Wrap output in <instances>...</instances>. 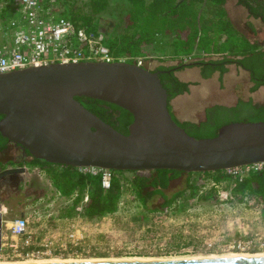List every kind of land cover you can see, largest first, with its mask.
Here are the masks:
<instances>
[{
    "label": "water",
    "instance_id": "water-1",
    "mask_svg": "<svg viewBox=\"0 0 264 264\" xmlns=\"http://www.w3.org/2000/svg\"><path fill=\"white\" fill-rule=\"evenodd\" d=\"M86 96L132 115L122 133L80 103ZM157 73L116 60L54 62L0 73V134L50 163L109 170H226L264 163V121L231 122L195 138L173 118ZM25 167L6 168V173ZM2 214L0 213V240ZM4 264H264V255Z\"/></svg>",
    "mask_w": 264,
    "mask_h": 264
},
{
    "label": "trees",
    "instance_id": "trees-1",
    "mask_svg": "<svg viewBox=\"0 0 264 264\" xmlns=\"http://www.w3.org/2000/svg\"><path fill=\"white\" fill-rule=\"evenodd\" d=\"M236 1L246 8L251 17L260 19L264 25V0ZM37 2L39 13L44 17L53 19L64 17L87 32L103 33L105 45L115 60L125 57L127 58L125 61L136 63L137 58L146 55L143 48L157 49L154 45L156 36L169 33L173 38L171 46H174V55L170 58L179 62L162 64L152 69L157 73L168 102L189 90L190 83L180 80L175 74L177 70L185 67L198 66L202 77L208 78L216 71L222 76L228 71L229 65L235 64L249 73L252 82L250 91L264 86V46L255 41L250 42L233 28L225 13L223 6L225 0H37ZM49 6L54 7L51 12L55 13L52 15L48 12ZM109 7L119 12L118 21L112 28L109 26L110 21H106L105 26L100 24L103 17L107 16L105 14ZM119 22L121 27L116 32L115 28ZM220 23H223L224 27L216 29L215 25ZM156 53L154 51L149 55L163 61ZM76 99L118 131L125 134L128 132L132 115L127 110L86 96H76ZM168 109L170 111L169 103ZM243 121H264V104L242 98L230 106L214 104L205 109L203 120L183 121L180 126L195 138H207L215 136L223 125ZM6 142L7 139L0 134V150L5 147ZM30 165L42 170L54 191L61 196L67 198L76 194L71 202L60 206L58 210L60 217L74 216L78 205L81 206V214L87 219L115 213L123 195L124 183L127 182L134 199L146 211L172 209L180 199L186 201L196 198L202 201L216 197L212 192H202L206 182L203 177L197 178L194 174H202L216 184L228 183V193L237 201L251 197L264 202V163L260 169H250L242 177L234 176L227 170L187 172L157 169L142 170L143 174L134 170H110L108 188L102 186L100 172L82 173L78 167L50 163L38 158H33ZM126 172L131 175L124 178ZM183 174L188 175L184 187L171 193L164 191L172 180ZM85 195L87 199L83 201ZM155 197L162 201L159 206L149 208L148 202Z\"/></svg>",
    "mask_w": 264,
    "mask_h": 264
},
{
    "label": "rangeland",
    "instance_id": "rangeland-1",
    "mask_svg": "<svg viewBox=\"0 0 264 264\" xmlns=\"http://www.w3.org/2000/svg\"><path fill=\"white\" fill-rule=\"evenodd\" d=\"M53 9L54 7L49 6L50 15L55 13L51 12ZM9 12L7 10L3 12L1 8L0 19L3 20V15L7 16ZM117 13L119 12L115 8L109 7L105 14L107 16L103 17L100 24L105 26V22L110 21L109 26L112 28L118 21ZM253 22L254 34L249 30L243 31L250 35L251 40L264 46V25L260 20ZM120 27L119 22L115 31L118 32ZM223 27V23L215 25L216 29ZM8 34L11 38L10 32ZM143 50L151 53L147 48ZM157 50L156 56L166 52H169L170 56L174 55L172 54L174 46H161L157 47ZM148 58L149 56L139 57L143 66L148 69L152 70L155 65L161 64ZM126 59L121 58L123 61ZM178 62L164 61L162 64ZM229 66L231 70L228 73L219 76L220 74L214 72L205 83L195 80L199 78L196 71L189 67L183 68L185 70L182 69L179 74L182 81L190 83L189 90L175 96L169 102L176 105L183 118L198 122L204 119L205 109L211 105L230 106L236 103L238 96L245 99L250 92L248 73L240 67H234V64ZM234 89L238 90L237 93L233 92ZM254 96L256 102L264 104V87L255 91ZM173 118L181 125V121L174 115ZM245 172L244 167L239 170L241 174ZM139 173L143 174V171ZM130 175L131 173L126 172L123 176L126 178ZM194 175L197 178L203 177L206 182L202 192H212L216 197L202 201L196 198L186 201L180 199L172 209L146 211L134 199L127 182L124 183L123 195L115 213L93 219H87L83 215L73 216L70 222H54L44 216L48 212L53 216L58 215L60 206H65L67 202L56 197L53 186L42 170L28 166L25 168L24 176H21L23 182L20 192L10 193L8 198L3 197L0 200V213L5 221L14 220L21 215H31L32 229L40 233L39 241L46 238L50 252L23 257L10 254L0 257V263H24L15 260L29 258L42 260L26 261L197 258L234 253L264 254V202L251 197L237 201L229 195L228 183L216 184L202 174ZM186 178L188 175H180L172 180L164 191L171 193L181 189ZM161 201L162 199L155 197L148 202V206L149 208L159 206ZM38 215L41 216L40 220ZM69 231L74 234L73 241L66 236V232ZM2 237L3 243L11 242L8 238V226L4 223ZM60 242H64L66 248L59 247ZM238 244L242 248L237 247Z\"/></svg>",
    "mask_w": 264,
    "mask_h": 264
},
{
    "label": "built area",
    "instance_id": "built-area-1",
    "mask_svg": "<svg viewBox=\"0 0 264 264\" xmlns=\"http://www.w3.org/2000/svg\"><path fill=\"white\" fill-rule=\"evenodd\" d=\"M14 2L17 8L14 10L13 16L6 21L4 20L5 22L0 19V31L10 32L12 38L10 44L0 49V73L54 62L116 61L105 45L103 33L87 32L84 28L76 27L73 22L64 17L57 19L44 17L39 13L37 0H14ZM136 64L142 66V59L137 58ZM243 167L246 168V174L250 169H260L262 163L232 167L226 170L234 176L242 177L244 174L239 173V170ZM78 170L90 174L100 172L102 174V186L104 188L109 187L111 178L109 169L83 166L78 167ZM75 196L74 193L65 198L56 192V197L63 198L67 203L71 202ZM86 199L87 195L84 196L83 201ZM75 209L76 215L74 216L82 215L80 205ZM30 217L29 214L21 215L10 221H5L2 218V225L4 223L8 226V238L11 242L3 243L1 234L0 257L10 254L23 257L50 252L46 238H41L39 241L38 235L40 233H36L32 229ZM44 218H49L54 222H70L73 216H53L52 213L48 212ZM38 219H41L40 215H38ZM66 236L72 238L71 241L74 240L72 231L66 232ZM59 247L66 248L64 242H60ZM237 247L240 245L238 244Z\"/></svg>",
    "mask_w": 264,
    "mask_h": 264
},
{
    "label": "crops",
    "instance_id": "crops-1",
    "mask_svg": "<svg viewBox=\"0 0 264 264\" xmlns=\"http://www.w3.org/2000/svg\"><path fill=\"white\" fill-rule=\"evenodd\" d=\"M177 1H180V0H177ZM223 6H224V9H225L226 16L229 19V21H230L231 25L233 26V28L239 34H241L242 36H244L245 38H247L250 42H253L254 40H251V38L249 37L250 35L249 36L246 35V33L243 30H246V31L249 30L252 34H254L255 31L253 29L254 28V26H253V23L254 22L253 21L260 20V19H256V18L251 17L248 14V11L246 10V8L243 7V6H241L240 4H238L236 0H225ZM234 6H235V8H234ZM1 8H3V12H5L6 10L7 11H10L7 14V16H6V14L3 15V22H5L4 20H6V19L8 20V18L10 16H13V14L15 13L14 10L17 8V5H15V2L13 0H0V9ZM4 8H6V9H4ZM208 34L210 36V34H211L210 31L208 32ZM8 35L9 34H8L7 31L6 32L0 31V49L5 48L7 44H10L11 43V38ZM172 39L173 38H172V36L169 35V33H161L158 36H156V39H155L156 44H154V45H156L157 47H161V46H171ZM154 51L156 53L158 50L157 49H152L151 50V53H149V51H148V52H146V55H144L143 57L149 56L148 60H152V61L155 60L156 61L157 59H155L153 56L149 55V54H153ZM157 56L158 57L163 56V57H161L163 59V61H160L159 59L157 60L158 62H161V64H159V65H162V62H164V61H173V60H176V59H172V58L169 57L170 56V53L169 52L161 53L160 55H157ZM151 57H153V58H151ZM159 65H155V68L157 66H159ZM234 67H237V66L234 64ZM185 69H183V70H185ZM189 69H192V70L196 71L199 74V78L198 79L195 78V80H197V82H199V83H205L210 78V77H208V78L202 77V75H201V69L198 66H192V67H189ZM181 70H178V71L175 72L176 76L180 80H181V76H180L179 73L181 72ZM230 70H231V68H230V66H228V71L226 73H228ZM245 72H247V71L245 70ZM216 73L219 75V73L217 71H216ZM248 83H249L248 86L251 87L252 82L250 81L249 73H248ZM261 87H264V86H261ZM261 87H259V88H261ZM257 90H255V91H257ZM237 91H238L237 89H234L233 90V92H236V93H237ZM255 91L248 92V95L245 98V100L251 99L253 102H256V99H255V96H254V92ZM239 98H240V96H238L236 98V101ZM174 105L175 104L169 102L170 111L174 115V117H176L181 122H183V121H191L192 122V120H190L188 118H183L181 116L178 108L176 107V105L175 106ZM193 122H195V121H193Z\"/></svg>",
    "mask_w": 264,
    "mask_h": 264
},
{
    "label": "flooded vegetation",
    "instance_id": "flooded-vegetation-1",
    "mask_svg": "<svg viewBox=\"0 0 264 264\" xmlns=\"http://www.w3.org/2000/svg\"><path fill=\"white\" fill-rule=\"evenodd\" d=\"M32 159L29 154L23 153L21 146L7 141L5 147L0 150V172L6 168L31 167ZM24 173L14 172L0 176V200L3 197L8 198L10 193L20 192L23 182L21 176H24Z\"/></svg>",
    "mask_w": 264,
    "mask_h": 264
},
{
    "label": "bare ground",
    "instance_id": "bare-ground-1",
    "mask_svg": "<svg viewBox=\"0 0 264 264\" xmlns=\"http://www.w3.org/2000/svg\"><path fill=\"white\" fill-rule=\"evenodd\" d=\"M234 255H264V254L263 253L262 254H260V253H257V254L234 253V254H229V255H224V256H234ZM207 257H216V256H207ZM26 260H42V258H39V259L29 258V259H25V260H15V261H23L24 263L29 262V261H26ZM104 260H111V259H104ZM117 260H120V259H117ZM7 261H10V260H7ZM11 261H13V260H11ZM58 261H61V260H58ZM62 261H64V260H62ZM67 261H80V260H67ZM34 262H54V261H34ZM7 263H9V262H7ZM0 264H4V263H0Z\"/></svg>",
    "mask_w": 264,
    "mask_h": 264
}]
</instances>
